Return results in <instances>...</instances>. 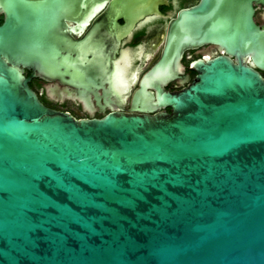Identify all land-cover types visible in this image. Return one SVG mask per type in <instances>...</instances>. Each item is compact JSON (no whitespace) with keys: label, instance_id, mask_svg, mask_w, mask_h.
I'll return each instance as SVG.
<instances>
[{"label":"water","instance_id":"obj_1","mask_svg":"<svg viewBox=\"0 0 264 264\" xmlns=\"http://www.w3.org/2000/svg\"><path fill=\"white\" fill-rule=\"evenodd\" d=\"M70 2L0 0V264H264V0L183 9L132 112L94 119L48 108L29 84L85 99L113 79L103 50L80 59L55 35ZM203 45L221 54L166 91Z\"/></svg>","mask_w":264,"mask_h":264},{"label":"flooded vegetation","instance_id":"obj_2","mask_svg":"<svg viewBox=\"0 0 264 264\" xmlns=\"http://www.w3.org/2000/svg\"><path fill=\"white\" fill-rule=\"evenodd\" d=\"M120 1L121 5L117 4ZM199 2L200 0H158V4H155L157 10L147 12L144 8L147 0H135L133 4L127 0H71L70 8L63 11V23L56 28L55 35L63 38L64 45L68 44L66 37L75 43V56L80 59L84 47L90 51L103 50L104 65L109 64L108 70L110 74H114L113 79L110 78L104 88L88 93L85 99L68 98L67 93L70 92L73 96H79L82 88L68 86L58 80L33 77L30 87L45 106L68 112L78 119L101 118V107H104L105 114L114 111L131 113L133 97L141 89V80L161 58L170 23L183 9L191 8ZM131 5L138 9H128ZM117 12H121L117 22L124 30L121 31L119 40L112 25ZM262 13L263 10L258 8L256 20L260 24L263 23ZM3 22L4 15L0 14V25ZM220 54L213 45L186 50L181 59L183 70L172 68L164 89L174 93L188 88L197 76L192 64ZM32 74V70H25L26 77ZM262 75L264 76V72ZM146 91L156 94L151 86ZM95 93L100 97L99 101ZM106 97L108 103H105ZM120 98L122 103L119 102ZM167 111L170 112L171 109L168 108Z\"/></svg>","mask_w":264,"mask_h":264}]
</instances>
